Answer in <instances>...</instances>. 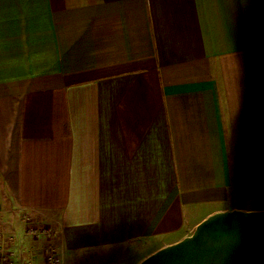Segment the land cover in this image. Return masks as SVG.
I'll return each instance as SVG.
<instances>
[{"label": "crops", "instance_id": "obj_1", "mask_svg": "<svg viewBox=\"0 0 264 264\" xmlns=\"http://www.w3.org/2000/svg\"><path fill=\"white\" fill-rule=\"evenodd\" d=\"M264 210L258 0H0V250L140 264ZM65 263V262H64Z\"/></svg>", "mask_w": 264, "mask_h": 264}, {"label": "water", "instance_id": "obj_2", "mask_svg": "<svg viewBox=\"0 0 264 264\" xmlns=\"http://www.w3.org/2000/svg\"><path fill=\"white\" fill-rule=\"evenodd\" d=\"M140 264H264V210L215 213Z\"/></svg>", "mask_w": 264, "mask_h": 264}, {"label": "built area", "instance_id": "obj_3", "mask_svg": "<svg viewBox=\"0 0 264 264\" xmlns=\"http://www.w3.org/2000/svg\"><path fill=\"white\" fill-rule=\"evenodd\" d=\"M27 236L33 239H45L46 246L43 251L44 264H63V257L55 242L56 233L50 228H39L30 226L26 231ZM15 253L5 247L0 250V264H14ZM25 264H35L27 261Z\"/></svg>", "mask_w": 264, "mask_h": 264}, {"label": "rangeland", "instance_id": "obj_4", "mask_svg": "<svg viewBox=\"0 0 264 264\" xmlns=\"http://www.w3.org/2000/svg\"><path fill=\"white\" fill-rule=\"evenodd\" d=\"M258 9H259V19L261 21V26H263V28H264L263 0H258ZM192 234L193 233H191L189 236H191ZM59 250L61 251V254L63 257V264H91V263H93V261H89L87 259V255L82 250L69 251L67 258L64 261V255H63L64 253H63L61 247H59Z\"/></svg>", "mask_w": 264, "mask_h": 264}]
</instances>
